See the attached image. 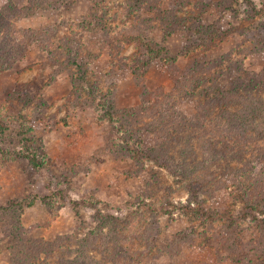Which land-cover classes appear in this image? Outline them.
I'll return each mask as SVG.
<instances>
[{"label": "rangeland", "instance_id": "obj_1", "mask_svg": "<svg viewBox=\"0 0 264 264\" xmlns=\"http://www.w3.org/2000/svg\"><path fill=\"white\" fill-rule=\"evenodd\" d=\"M7 1L0 264H71L90 236L99 237L89 252L100 264H264L262 186L246 200L245 187L222 175V187L200 192L161 154H176L172 143L185 130L170 110L200 114L186 129L193 145L214 135L222 144L204 92H245L236 76L264 81V0H53L34 13L1 9ZM145 42L168 50L174 72L188 73L184 83L162 59L143 62Z\"/></svg>", "mask_w": 264, "mask_h": 264}, {"label": "trees", "instance_id": "obj_2", "mask_svg": "<svg viewBox=\"0 0 264 264\" xmlns=\"http://www.w3.org/2000/svg\"><path fill=\"white\" fill-rule=\"evenodd\" d=\"M53 0H30L29 5L34 7H18L13 5L12 1L5 2V6L1 9L9 7L15 12H21L25 10H32L30 12H36L37 8H48L52 6ZM60 4V3H56ZM28 5V6H29ZM17 17V15H16ZM3 19L2 14L0 15V25H2ZM146 52L148 54V59H143L145 64L153 63V60L159 58L166 67H169L171 75H169L172 80L177 81V76L182 75L179 78V82H182V79L186 77L188 73L183 72L180 75H177L174 72L173 59L168 54V50L163 47H152L150 42H145ZM230 60V59H226ZM231 65L229 68L239 71L241 69V64L236 62L229 63ZM227 71V70H225ZM224 71V72H225ZM172 73L174 76L172 77ZM264 74V73H263ZM260 76L255 75L250 78H243L242 76H236L234 78L233 85L236 87H240L241 89H246V91H238L232 88L223 89L221 85L211 86L206 89L204 92L205 97L212 96V99L208 100V107L206 109L212 110L206 113V110H203V113L211 114L213 117V126L215 128H219V133L223 137V141L220 144L214 137L204 139L200 146L193 145L194 138H197L194 133L186 132V129L191 128L193 126H198L195 118H198L200 114L197 116H187L186 114L180 113L177 114L175 110H170L171 117L180 118V121L184 123V132L181 135L176 136V139L173 141V149L175 152L178 150L176 154H170L169 152L166 154L161 153L164 160L167 158V162L171 163L175 166L176 170L179 171L180 174L185 175L188 180V186H195L196 190H200V192H208L213 193L218 187H222L225 183V179H223L228 175H231L236 179L238 189L244 188L243 198L249 200L254 193V190H257L258 186H262V190L264 191V146L261 144V139L264 140V81L262 80L259 83ZM174 81V82H175ZM259 83V84H258ZM258 84V85H256ZM182 86H184L182 84ZM181 86V87H182ZM180 87V88H181ZM179 88V89H180ZM178 89V90H179ZM176 90V88H175ZM186 94V93H185ZM236 95L237 100L239 99V103L236 106L231 105V98ZM111 107H114V104L111 100L108 101ZM218 105V106H217ZM166 118L169 117V112L166 111ZM5 124L3 120L0 119V134H2L5 130ZM195 132L196 129H194ZM257 135H250L252 132ZM168 132V131H167ZM211 131H208V133ZM191 135H185V134ZM207 134V131L198 133V137H202ZM258 138V139H257ZM186 141L184 147L177 148L182 142ZM233 141L231 145L229 142ZM261 145H260V144ZM253 144L251 147H246V145ZM238 147L235 152L230 148ZM243 146V148H240ZM199 149L202 150L201 158L198 159L197 153ZM249 150L250 156H248L246 162L241 167H231V162L241 157L245 156V153ZM150 151V150H149ZM153 150H151L152 152ZM178 156L181 158V164H177ZM226 161V162H225ZM30 163L33 166H39L35 157L30 158ZM225 163V165L223 164ZM248 168V171H247ZM220 172V173H219ZM220 177V179H219ZM190 188V187H189ZM260 190V187H259ZM256 194V193H255ZM258 195V192H257ZM260 197V196H258ZM253 204V203H251ZM257 204L250 205L248 208L251 211L257 210ZM186 208H190V205L184 206ZM203 214H209L206 209H202ZM263 212V211H262ZM210 215V214H209ZM98 236L94 239L92 236L89 239H84L80 245V249L78 251L81 256H78L77 259L72 260L71 264H100L94 257L91 256L89 250L94 248L98 242ZM90 248V249H89ZM62 260V259H61ZM63 261V260H62ZM53 264V263H52Z\"/></svg>", "mask_w": 264, "mask_h": 264}]
</instances>
